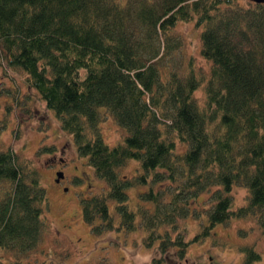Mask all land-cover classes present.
<instances>
[{
  "label": "trees",
  "instance_id": "trees-1",
  "mask_svg": "<svg viewBox=\"0 0 264 264\" xmlns=\"http://www.w3.org/2000/svg\"><path fill=\"white\" fill-rule=\"evenodd\" d=\"M182 18L201 25L206 75L169 59ZM0 54L24 71L105 180L79 197L93 234L138 226L159 250L147 264H161L162 251L172 246L182 257L191 240L230 217H251L264 233V0H0ZM198 84L201 104L192 95ZM100 106L124 128L112 144L97 125ZM129 157L135 173H119ZM234 182L247 191L232 206ZM137 184L132 206L126 187ZM203 190L201 228L186 238L180 218ZM46 200L30 161L0 147V264H25L20 255L45 227ZM238 248L246 263L259 257L250 244Z\"/></svg>",
  "mask_w": 264,
  "mask_h": 264
},
{
  "label": "rangeland",
  "instance_id": "rangeland-1",
  "mask_svg": "<svg viewBox=\"0 0 264 264\" xmlns=\"http://www.w3.org/2000/svg\"><path fill=\"white\" fill-rule=\"evenodd\" d=\"M200 27L192 19L174 22L177 47L169 59L176 61L181 72L192 70L202 76L207 74L209 60L200 52ZM192 95L200 104L204 101L201 84L196 85ZM98 114L97 125L104 140L112 144L121 139L124 128L116 123L112 113L100 106ZM2 120L0 147L8 145L30 161L47 196L42 211L45 227L36 244L20 255L21 263L101 264L107 258L111 264H147L153 255L159 254L156 242L146 245L142 241L143 232L138 226L125 230L112 227L97 235L90 231L80 213L79 197L103 189L105 180L95 175L85 156L77 152L71 134L59 125L58 117L44 104L35 88L26 84L24 71L9 67L0 54V123ZM176 143L182 148V143L178 140ZM54 168L62 170L58 182L54 180ZM136 169L137 160L129 157L119 166V173L132 175ZM140 187L143 185L126 187L132 206ZM246 191V186L239 182L232 184V206L244 201ZM195 197L192 203L195 206L180 218L186 238L201 228L205 214L202 205L208 200L207 192L203 190ZM209 229V233L190 241L182 257L171 252L172 246L162 251L161 264H211V261L213 264H264V233L251 217H230L215 222ZM247 244L259 252V257L248 263L241 259L242 251L238 248ZM3 255L13 258L11 252Z\"/></svg>",
  "mask_w": 264,
  "mask_h": 264
},
{
  "label": "water",
  "instance_id": "water-1",
  "mask_svg": "<svg viewBox=\"0 0 264 264\" xmlns=\"http://www.w3.org/2000/svg\"><path fill=\"white\" fill-rule=\"evenodd\" d=\"M256 1H258V0H256ZM61 174H62V170H60L59 168L56 169V176H55V179H57Z\"/></svg>",
  "mask_w": 264,
  "mask_h": 264
},
{
  "label": "flooded vegetation",
  "instance_id": "flooded-vegetation-1",
  "mask_svg": "<svg viewBox=\"0 0 264 264\" xmlns=\"http://www.w3.org/2000/svg\"><path fill=\"white\" fill-rule=\"evenodd\" d=\"M54 169H56V168H54ZM54 180L58 182L59 178L58 179H55V175H54ZM183 258H185V257H183ZM190 264H195V263L194 262H191ZM211 264H213V261H211Z\"/></svg>",
  "mask_w": 264,
  "mask_h": 264
}]
</instances>
